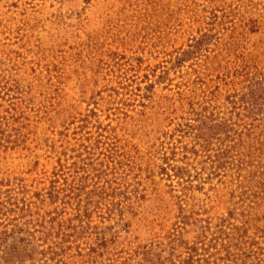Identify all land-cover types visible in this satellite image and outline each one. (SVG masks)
<instances>
[{"label": "rangeland", "instance_id": "374dc122", "mask_svg": "<svg viewBox=\"0 0 264 264\" xmlns=\"http://www.w3.org/2000/svg\"><path fill=\"white\" fill-rule=\"evenodd\" d=\"M257 80L264 0H0V257L16 237L33 257L16 264H141L177 253L180 221L225 219L259 221L244 264H264V107L245 118L241 104ZM202 108L245 143L218 138L215 151L233 148L220 170L181 162ZM43 218L62 229L33 234Z\"/></svg>", "mask_w": 264, "mask_h": 264}, {"label": "trees", "instance_id": "16d2710c", "mask_svg": "<svg viewBox=\"0 0 264 264\" xmlns=\"http://www.w3.org/2000/svg\"><path fill=\"white\" fill-rule=\"evenodd\" d=\"M195 48H197V50L199 49L198 47ZM192 49L194 48L192 47ZM188 54L189 52L183 54L182 57H186V55ZM249 84L250 85L246 88L247 93H245V95L241 98V104L243 106V110H245L247 114L245 115V118H255L259 117L262 114L261 111L264 107V82L261 80H257L252 81ZM229 100L230 98L228 99V101ZM207 111V108H202L200 112H192L190 114L191 119L189 123L185 125V131H181V137L189 134V137L191 138V143L189 144L192 145L191 149H188V146L183 147L184 152L181 162L190 165V163L188 162L190 160V156H194L196 158L207 156V158L211 160L212 165L215 166L212 168V170H220L222 168H225L230 163L229 157L233 148L225 146L226 149L215 151V143L219 142V139L221 137H225L227 141L231 142L233 141V139H235V136H238L240 138L236 145L241 147L245 143L242 140V135L238 133V129H235L237 123H233L232 119H210L205 114ZM197 147L200 148L201 151H197ZM173 154L176 155V151H173ZM173 157L174 156L172 155V158ZM172 158L169 159V157H166L164 159V162L169 166L167 168H169L170 171L174 172V176L177 178V180H184L185 178L193 177L191 175V172L186 169L187 165L185 167L172 166L170 163ZM255 177L259 178L264 183L263 174L260 173L259 175H255ZM192 184L193 183H191V187L193 186ZM74 191H77V189H74ZM6 194L8 193L6 192ZM1 195L2 194L0 193V198ZM51 195L53 194L50 193V196ZM9 200H11V197H9ZM6 203L0 200V207H2L0 208V211L6 208ZM29 207L30 205H28L24 200L23 208L20 209L19 212H26ZM87 214L88 209L80 206L77 209V215L75 216V219H72L71 221H81V223H83V219ZM223 220L224 221H180V223L178 224L180 228L175 226L174 229V237L177 236L174 240L180 241V245L173 247V249L177 253L175 255L171 254L170 259L162 260V258L160 257H157L156 259L151 257V252H145L143 254L144 257L141 258V264H165L167 260L171 264H178L179 262L180 264H207L212 259L214 260V264H239L240 261L243 262L242 264H244L246 257H249L250 260L254 261V259L250 257L251 255H256V253H254L256 251L253 250V241L250 233L261 236L262 231L260 230L258 225L259 221H244L242 223V226L239 227L230 224L229 221H226L225 219ZM55 222L57 221L51 220L49 222H46L45 218H43V221H40V223L42 224L40 226L41 228L35 231L33 234L46 233L48 235L51 234V231H54V229L56 228L58 230H61L62 228H59V224H61V222L58 225H55ZM11 223L12 221L9 222V225H11ZM16 226L17 225H14L16 229H12L11 232L15 233L16 235L24 232L23 229H20ZM188 228L192 229L194 232L192 245L187 244L181 239L182 232L186 231V229ZM26 233L33 238V235L30 231ZM2 235L3 233H0V246H3L4 243V241H2L3 237H1ZM4 236L6 238V236L9 235L5 234ZM15 238L16 237H14L13 247L5 248L2 251L0 264L2 260L3 264H16V262H22L21 257L26 256L30 257V259H33L32 254L25 256L22 255V253H26L30 250L31 242L27 247H23V250H19L17 247H15ZM181 248L186 250L185 253L187 257L184 259L181 258V253L180 255H178ZM247 253L251 254L249 256H246ZM174 256L176 257L175 259H173ZM255 257L258 260L257 255Z\"/></svg>", "mask_w": 264, "mask_h": 264}]
</instances>
